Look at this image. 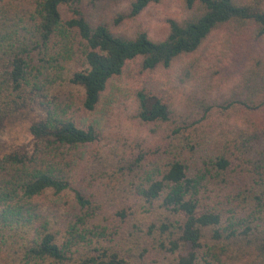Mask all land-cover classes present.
I'll return each mask as SVG.
<instances>
[{
	"label": "trees",
	"instance_id": "trees-1",
	"mask_svg": "<svg viewBox=\"0 0 264 264\" xmlns=\"http://www.w3.org/2000/svg\"><path fill=\"white\" fill-rule=\"evenodd\" d=\"M111 1L0 0V264H264V0Z\"/></svg>",
	"mask_w": 264,
	"mask_h": 264
},
{
	"label": "rangeland",
	"instance_id": "rangeland-1",
	"mask_svg": "<svg viewBox=\"0 0 264 264\" xmlns=\"http://www.w3.org/2000/svg\"><path fill=\"white\" fill-rule=\"evenodd\" d=\"M124 3L125 0H112L105 17L106 20L117 24L121 30L128 32L145 30L150 33H161L167 20L176 16L182 8L181 0H168L151 6L140 14L139 18L130 17L124 9ZM233 68L234 64L230 62L225 67L224 74H231ZM38 117V110H24L5 121L0 127V158L21 147L31 148L29 129Z\"/></svg>",
	"mask_w": 264,
	"mask_h": 264
}]
</instances>
